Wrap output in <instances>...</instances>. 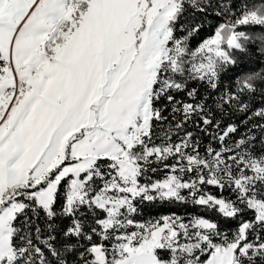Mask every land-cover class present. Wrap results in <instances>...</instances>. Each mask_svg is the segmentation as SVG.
<instances>
[{
    "label": "snow or ice",
    "instance_id": "1",
    "mask_svg": "<svg viewBox=\"0 0 264 264\" xmlns=\"http://www.w3.org/2000/svg\"><path fill=\"white\" fill-rule=\"evenodd\" d=\"M0 264H264V0H0Z\"/></svg>",
    "mask_w": 264,
    "mask_h": 264
}]
</instances>
